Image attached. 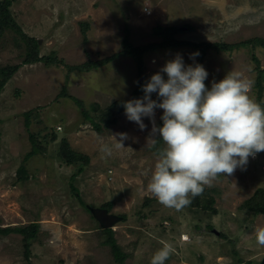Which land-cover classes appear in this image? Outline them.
Instances as JSON below:
<instances>
[{
    "label": "rangeland",
    "instance_id": "1",
    "mask_svg": "<svg viewBox=\"0 0 264 264\" xmlns=\"http://www.w3.org/2000/svg\"><path fill=\"white\" fill-rule=\"evenodd\" d=\"M10 11L23 33L38 41L40 56L53 52L69 67L120 52L124 38L133 47L159 44L162 39L153 34L158 26L180 28L174 38L192 44L264 40V0H12ZM84 24L85 39L80 33ZM17 37L6 32L0 38V69L20 66L0 91V229L39 224L38 242L29 248L30 263L114 264L109 248L100 245L99 224L80 201L91 208L110 202V213L126 218L111 228L129 256L124 264H150L165 245L173 249L165 264H259L264 259V246L255 237L256 229L264 227V215L253 218L239 209L255 190L264 188V151L249 157L243 169L205 186L213 192L218 211L209 222L186 207L163 206L148 191L157 160L148 141L158 135L152 134L153 118L142 117L146 127L141 130L124 112L114 125L96 133L82 115V109L97 104L89 116L98 122L112 102L142 99L132 96L139 85L142 89L157 72L167 80L161 69L177 55L185 67H194L197 59L190 54L195 50L147 52L141 70L131 58L122 57L80 73L42 63L21 65L24 46ZM252 56L264 69V47L259 45L231 52L208 50L202 66L209 90L229 72H240L252 81L249 95L257 102ZM62 90L80 101L82 109L62 96ZM150 99L162 100L157 92ZM162 115L163 109H154L155 126ZM51 133L56 134L54 142ZM117 133H127L124 147H115L112 136L118 140ZM29 134H35L46 151L25 159L31 150ZM63 138L70 149L90 159L81 174L55 157ZM105 145L111 155L101 151ZM23 166L27 177L21 182L17 171ZM205 223L223 237L204 232ZM183 234L188 241L180 240ZM22 253L20 235L0 234V264H26Z\"/></svg>",
    "mask_w": 264,
    "mask_h": 264
},
{
    "label": "clouds",
    "instance_id": "2",
    "mask_svg": "<svg viewBox=\"0 0 264 264\" xmlns=\"http://www.w3.org/2000/svg\"><path fill=\"white\" fill-rule=\"evenodd\" d=\"M199 52L190 54L194 59ZM161 72L152 75L143 86L144 97L123 104L130 121L141 130L142 117L153 118L152 134L159 133L165 147L157 150V160L148 191L165 207L180 210L201 195L205 186L220 175H232L243 169L249 157L264 151V107L249 95L252 81L240 72H229L211 89L204 81L208 73L196 64L185 67L182 57L166 62ZM157 92L160 103L150 99ZM163 109L162 127H156L154 109ZM115 147H124L127 133H117ZM152 145L156 139L149 138ZM101 151L111 155L105 145ZM110 213V212H109ZM112 214V213H111ZM185 237L186 239H182ZM256 243L264 246V227L255 231ZM180 240L188 241L183 234ZM173 249L165 245L150 264H165Z\"/></svg>",
    "mask_w": 264,
    "mask_h": 264
},
{
    "label": "trees",
    "instance_id": "3",
    "mask_svg": "<svg viewBox=\"0 0 264 264\" xmlns=\"http://www.w3.org/2000/svg\"><path fill=\"white\" fill-rule=\"evenodd\" d=\"M12 5V0H0V38L6 33L11 32L14 35L18 36L17 39L23 44L24 46V52H23V59L21 65H32L36 63H42L43 65L47 67L51 66H63L67 69L68 72H88L91 70L98 69L104 65H106L109 62H112L118 58L127 57L131 58L138 70L142 69V57L145 53L154 51L156 49H171V48H179V47H190L195 52H199V55L196 56L197 62L196 64L202 65L203 59L205 57V54L208 50H213L216 52H231L233 50L239 49V48H246L250 47L251 49H254L256 46L264 47V40L262 39H250L244 42H241L239 44H211V43H199V44H192L189 42H183L176 40L174 37L181 33V29L177 27L173 28H166V27H157L154 29L153 34L157 37L162 39V42L159 44H148L146 46L141 47H133L127 38H124L122 41V50L116 54L111 55L108 58H105L103 60L99 61H87L85 63H82L80 65L76 66H67L63 63L62 60H57L55 57V53H51L47 56H40L39 54V46L38 41L34 38L28 37L25 35L22 31V29L19 27V25L16 23L15 19L12 16V13L10 11ZM81 26V25H80ZM88 29V25L84 24L81 26L80 33L83 36V38H86V31ZM187 30H190V28H186ZM17 44V43H16ZM19 46V44H17ZM252 62L254 63L253 71L255 73L254 77V86L256 88L257 92V103L261 104L262 107H264V69H262L259 65V61L255 58V56H252ZM20 66L14 65V66H6L0 69V91L4 88L6 83L9 81V79L16 73V71L19 69ZM205 83V81H204ZM206 88L207 85L205 83ZM209 89V88H208ZM62 96H66L67 98L72 99L78 106L81 107V102L68 97L64 90L61 92ZM133 97L137 96H144V92L141 89V86L139 85L138 88L133 91L132 93ZM125 102L123 101H114L109 106L105 108V111L99 115V121L94 122L91 120V113L97 111L99 108L97 104H91L89 105L88 111L82 109V115L86 121H89L92 129L96 133H100L102 129H107L111 125H114L116 123V117L121 116L125 109L123 107V104ZM29 112L25 114V124L26 126H29ZM163 121L160 119L157 122L156 127H162ZM51 141L54 142L56 140V134L51 133ZM46 137V135H45ZM48 137V136H47ZM157 141L155 145L151 146V150L154 153L155 156H157V150L163 148V141L162 137L157 135L155 138ZM29 141L31 144V150L26 155L25 159H28L35 154H41L44 153L46 150V147L42 145L41 142H39L36 138L35 134H29ZM55 157L63 163L65 166H71L73 168H76V174H81L83 171V168L86 167L89 163V158L83 154L77 153L69 148V145L67 141L63 138L60 141V144L58 146L57 152L55 154ZM18 175V181H24L26 179V171L24 166L20 167L17 171ZM75 175V174H74ZM73 175V178H74ZM72 190H74L73 186ZM213 192L210 191L208 188L204 187V191L201 195L195 197L192 199V202L190 205L186 206L187 211L190 213H193L197 218L206 219L207 221H211L213 217H215L218 214V211L214 208L215 199L212 196ZM81 205L84 207V210L90 215L92 219L93 216L91 215L90 211L88 210L85 204L80 201ZM149 203V200L146 201L147 205ZM112 204L110 202H107L103 204V209H106L108 212L111 211ZM243 212H247L248 215L252 216L253 218L263 214L264 215V188H259L255 190L253 195L247 199L239 208ZM121 221H126V218L124 219V216H121ZM96 221V220H95ZM120 221V222H121ZM202 222L203 220H200ZM205 229L211 230L212 227L209 225V223H205ZM97 227V226H96ZM39 224L36 222H32L30 224H27L25 226H19V227H8L0 229V234L7 235V234H15L21 236V243L23 247V259L26 264H32L29 262L30 259V251L29 248L33 242H38V232H39ZM97 229L101 232L103 236V240L100 243L103 247H108L110 250V253L113 258L114 264H124V261L129 257L127 254H125L122 249L117 244L116 240L114 239V232L111 229H101L100 226L97 227ZM219 237H223V234L219 232ZM264 264V259L259 263Z\"/></svg>",
    "mask_w": 264,
    "mask_h": 264
},
{
    "label": "water",
    "instance_id": "4",
    "mask_svg": "<svg viewBox=\"0 0 264 264\" xmlns=\"http://www.w3.org/2000/svg\"><path fill=\"white\" fill-rule=\"evenodd\" d=\"M87 208L90 211L91 215L93 216L94 220H96L100 228L103 230L111 229L112 226H114L115 224H118L122 220L120 216L111 214L106 209L91 208V207H87ZM203 231L207 233H211L215 235L216 237H219V232L215 229H211V230L204 229Z\"/></svg>",
    "mask_w": 264,
    "mask_h": 264
},
{
    "label": "built area",
    "instance_id": "5",
    "mask_svg": "<svg viewBox=\"0 0 264 264\" xmlns=\"http://www.w3.org/2000/svg\"><path fill=\"white\" fill-rule=\"evenodd\" d=\"M147 14H149V12H147ZM183 240L186 239V238H182Z\"/></svg>",
    "mask_w": 264,
    "mask_h": 264
}]
</instances>
